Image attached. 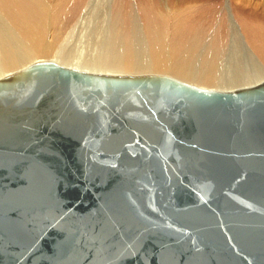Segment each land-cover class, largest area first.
<instances>
[{"label":"water","instance_id":"95a60500","mask_svg":"<svg viewBox=\"0 0 264 264\" xmlns=\"http://www.w3.org/2000/svg\"><path fill=\"white\" fill-rule=\"evenodd\" d=\"M124 97L119 125L95 109ZM0 264H264V82L50 60L0 78Z\"/></svg>","mask_w":264,"mask_h":264},{"label":"bare ground","instance_id":"6f19581e","mask_svg":"<svg viewBox=\"0 0 264 264\" xmlns=\"http://www.w3.org/2000/svg\"><path fill=\"white\" fill-rule=\"evenodd\" d=\"M251 1L242 0V3L247 5ZM79 2L82 4L81 16L71 37H68L62 27L64 17H60L70 10L79 9V5L76 6ZM79 2L0 0V78L32 63L50 60L60 66L87 73L161 74L201 89L218 91L254 87L264 82V63L255 52V48L259 47L254 43L253 48L248 43L231 14L227 27L229 32L223 38L219 34L220 27L208 32L202 26L192 27L188 22L182 27H174L179 24L173 19L168 21L164 18L159 22L152 17L156 15L153 5L148 13V6L144 7L149 19L145 21L148 23L145 26L136 3L125 12L129 21L127 23L122 2ZM256 2L264 4V0ZM180 11H168L167 14L178 16ZM244 25L246 28V23ZM173 33L176 36L178 34V41L174 39ZM256 41L264 43V35ZM125 99L119 100L122 104L114 101L107 107L100 105L95 109L99 114H104L108 122L119 125L120 119L107 117L111 113L106 112L125 113L130 107L129 103L125 104ZM140 103L142 105H134L136 120L131 121L137 124L138 130L155 121L145 104ZM167 107L155 106L153 114L167 121ZM140 116L147 118L141 120ZM93 121L99 122V118ZM160 134L164 137L165 133Z\"/></svg>","mask_w":264,"mask_h":264},{"label":"rangeland","instance_id":"374dc122","mask_svg":"<svg viewBox=\"0 0 264 264\" xmlns=\"http://www.w3.org/2000/svg\"><path fill=\"white\" fill-rule=\"evenodd\" d=\"M79 1L80 0H78V2ZM254 1L255 0H252L250 2L251 4L245 5L242 3V0H117V2H122L123 7L125 8L123 9L124 13L132 8V4L134 5L136 3L139 9L140 17L145 26H147L146 24L148 23L146 22L149 19L146 17L144 7L148 6V9L146 10V12L148 13L151 12V6L153 5V8H155L154 11H156V15H153L152 17L159 22L164 18L168 21L173 19L175 23L179 24L178 26L174 27H182V25L187 24L188 22L189 24L191 23L192 27L202 26L208 32H212L215 28L220 27L221 29L219 31V34H221L223 38H225L227 36V33L229 32V28L227 27H229L230 24L231 18L229 15L231 14L235 21L238 23L243 35L246 36L245 39H247L248 43L253 48L255 47L253 44H257V47L259 48H255V52L264 63V43H259L258 41H256L257 38L261 40V35H264V4L263 2H256L258 0H256L255 2ZM78 5L79 9L77 10H70V7L72 6L70 5V7H68L70 11L64 13L60 17L61 19L62 17H64V19H62L64 20V24L62 25V27L64 28V31L67 32L66 35L68 37H71L74 31V27L81 16L80 14L82 4L79 2L76 6ZM169 5L171 8L169 7ZM225 6L228 7V10ZM178 9L181 10L178 16H175L173 13H171L170 16L167 14L168 11L173 12L174 10ZM195 11L199 13L196 14ZM125 16L126 17L124 18V20H126V22L128 23L129 21L126 13ZM245 23L246 28L244 25ZM255 30L257 32H254ZM177 36L175 34L173 36L176 41H178Z\"/></svg>","mask_w":264,"mask_h":264}]
</instances>
